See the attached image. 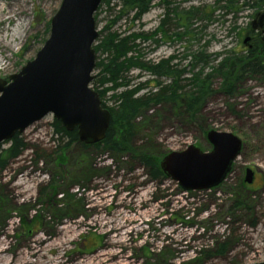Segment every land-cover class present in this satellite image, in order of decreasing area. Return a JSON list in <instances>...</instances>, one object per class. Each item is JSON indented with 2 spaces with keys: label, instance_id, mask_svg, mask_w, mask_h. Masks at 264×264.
I'll list each match as a JSON object with an SVG mask.
<instances>
[{
  "label": "rangeland",
  "instance_id": "374dc122",
  "mask_svg": "<svg viewBox=\"0 0 264 264\" xmlns=\"http://www.w3.org/2000/svg\"><path fill=\"white\" fill-rule=\"evenodd\" d=\"M3 1L10 5L20 4L21 0H0V3ZM171 1L179 9L199 6L213 10L214 21H197L192 25L196 28L205 24L198 46L208 41L207 54L224 47L235 51L245 48L243 40L255 18L254 10L221 16L222 11L213 9L216 0ZM60 3L61 0H24L25 9L0 24V78L6 79L18 72L35 57L48 37L50 19ZM165 6L161 0H154L150 10L132 23L126 15L115 21L118 5L101 4L96 29L98 32L106 29L104 33H123L127 29L154 31ZM232 25L236 30L229 34ZM155 38L158 44L152 40L141 45L146 59L152 62L172 53H183L189 45L186 39L177 43L169 39L162 41L161 34ZM192 45L197 47L195 43ZM96 73L93 70L92 74ZM146 78L147 75L137 78L136 70L128 74L133 82ZM213 87H218V80H214ZM106 101L108 105L113 103L108 98ZM139 118L144 129L137 142L156 152L182 151L190 144L209 151L211 147L204 134L208 129L235 134L244 148L223 184L184 190L170 178L153 180L128 157L116 162L110 154L94 147L85 149L73 144L66 163L57 165L48 157L53 153L55 136L53 117L47 115L21 134L26 149L0 172V241L8 250L3 256L15 261L17 250H25L27 243L39 234L56 241L53 246L40 245L38 264H61L57 263L61 260L65 264L68 260L72 264L92 261L96 264H254L264 261V75L248 77L231 99L213 93L193 125L173 115L166 104L148 110ZM246 168L255 171L251 183L244 181ZM240 181L251 191L249 211L231 208L232 196L228 189ZM23 182H29L24 186L26 192L18 194L20 185H14ZM143 192L144 200L140 201L138 195ZM46 199L49 200L46 202ZM137 204V209L144 214L124 224L138 225V231L128 232L121 242L109 244L118 229L104 222L118 221L120 212L135 215ZM67 221L71 223L72 233L65 237L56 235L57 229ZM224 241L227 242L225 251L207 255ZM59 257L62 259L55 260ZM124 258L127 263L123 262Z\"/></svg>",
  "mask_w": 264,
  "mask_h": 264
},
{
  "label": "trees",
  "instance_id": "16d2710c",
  "mask_svg": "<svg viewBox=\"0 0 264 264\" xmlns=\"http://www.w3.org/2000/svg\"><path fill=\"white\" fill-rule=\"evenodd\" d=\"M153 1L101 0L100 5L110 6L111 3L118 5L119 10L115 21L126 15L132 23H135L150 10ZM161 3L166 5L165 11L154 31L127 29L123 33L117 31L104 33L106 29H103L99 32L93 44L94 70H97V73L90 84L99 94L102 107L110 112L109 126L102 141L94 145H86L79 141L76 129L67 131L58 120L53 119L52 133L55 136V146L52 155L48 157L57 165L66 163L70 147L77 144L81 148L94 147L108 153L116 162L124 156L128 157L145 169L153 180L166 178L159 167V161L165 152H156L137 142L138 135L144 129L140 115L166 104L173 115L193 125L198 122L200 109L213 93H219L224 98L231 99L238 93L248 77L264 75V44L259 41V37H257L258 41L253 40L252 46L246 45L241 51L224 47L213 54H207L206 43L197 45L196 48H192L191 45L192 42L198 43L201 39L205 24L196 28L192 25L197 21L215 20L212 18L213 10L208 11L199 6L179 9L171 0H161ZM215 3L213 9L223 11L220 13L221 16L252 9L255 17L264 9V0H216ZM94 17L96 22L97 11ZM171 28L176 31L170 33ZM235 30L236 26L232 25L228 33ZM246 30L251 31L250 27ZM157 34L164 37L162 41L169 39L174 42L186 39L189 46L185 47L183 53H172L152 62L146 59L141 45L147 41L152 43V40L158 44L159 41L154 39ZM136 69L139 70L137 78H140L142 73H145L148 78L137 82L128 79V74ZM214 80H218L216 89L213 87ZM151 82H153L152 85H150ZM149 87L150 89L145 91ZM107 98L113 102L111 105H108ZM199 129L204 131L202 127ZM21 134L16 133L0 145V172L26 149L27 144ZM243 148L244 143L241 151ZM232 169L233 164L230 172ZM228 192L232 196V209L245 208L248 209L247 211L251 209L249 205L251 191L245 188L242 181L237 185H231ZM48 200L46 199V202ZM226 245V241L218 243L216 248L207 255H212L213 252L222 253L226 250Z\"/></svg>",
  "mask_w": 264,
  "mask_h": 264
},
{
  "label": "water",
  "instance_id": "95a60500",
  "mask_svg": "<svg viewBox=\"0 0 264 264\" xmlns=\"http://www.w3.org/2000/svg\"><path fill=\"white\" fill-rule=\"evenodd\" d=\"M100 2L61 0L50 19L48 37L35 57L18 72L0 78V145L47 115L67 131L76 129L79 141L86 145L104 139L110 112L102 107L90 84L95 68L93 44L99 34L94 14ZM257 27L264 41V9L251 22L252 29ZM248 39L246 36L243 43ZM205 137L209 151L190 144L182 151L166 153L159 161L166 178L184 190L219 185L241 152L242 141L231 132L208 129ZM245 173L244 181L251 183L253 170L246 168Z\"/></svg>",
  "mask_w": 264,
  "mask_h": 264
},
{
  "label": "bare ground",
  "instance_id": "6f19581e",
  "mask_svg": "<svg viewBox=\"0 0 264 264\" xmlns=\"http://www.w3.org/2000/svg\"><path fill=\"white\" fill-rule=\"evenodd\" d=\"M24 9H25L24 0H21L20 4H10V5H8V3L3 1V3H0V24H2L3 22L10 21L11 19H13L16 16V14L21 13V11H23ZM209 22H212V21H209ZM205 23H208V22H205ZM195 24H197V23L195 22ZM175 31L176 30L173 29V28L170 29V33H173ZM155 36H154V39H156ZM156 40H158V39H156ZM200 40L198 41V43L192 42L191 45L193 43H195V45H198ZM174 42L181 43L182 40L174 41ZM207 43H208V41L206 42V44ZM185 47H187V46H185ZM136 71H137V75H139V70L136 69ZM143 75H146V74L142 73L140 75V78ZM22 180H24V178H22ZM28 184H29V182H23V184L22 183H17L15 185L14 184L13 185L14 186L20 185L19 187H20L21 190L18 192V194H23L24 192H26V188L24 186L28 185ZM144 196H145V192L140 193L138 195V197L141 198L140 201L144 200ZM133 197H135V196L133 195ZM123 199H125V197H123ZM93 205H94V203H92V206ZM137 208H138V204L135 206V209L133 211V212H135V215H132V214H129V213H121L120 212L121 217H120V219L118 221H116L115 219H110L109 221L104 222V225L110 223V224L113 225V227H112L113 229H118V231H117L118 233L116 232L117 233L116 237H114L113 235H112L113 237H110V239L108 241L109 244H113L114 242L115 243L121 242L122 241L121 239L125 235H127L128 232H136V231H138V225L134 226V227H127L124 224L126 222H132L133 220H137V218L139 219L140 217H142V215L144 213L140 212L139 209H137ZM12 224L13 223H11V225ZM72 231H73V228L71 226V223H69L67 221L66 223H63V225L57 229L56 235H61V236L65 237L68 233H72ZM54 241H56V240H52V239L49 240L48 238H44L43 236H41L39 234L35 235L32 238V240H30V242L27 243V245L25 246V250H19V249L17 250L18 252H16V254H15L16 256H14V260L15 261L9 259L8 256H3L6 253H8L7 252L8 250H6V248L3 247V244H2L3 242L0 241V264H38V260H37L38 258L37 257H38V255L40 254V252L42 250L40 248V245H42V246L43 245L53 246L54 245ZM60 259H62V257L56 258L55 260H60ZM64 262H65L64 260H61V262L57 261V263H61V264H65ZM123 262L127 263V260L124 258ZM66 264H72L71 260H68ZM90 264H96V263L94 261H92Z\"/></svg>",
  "mask_w": 264,
  "mask_h": 264
},
{
  "label": "flooded vegetation",
  "instance_id": "af4514ba",
  "mask_svg": "<svg viewBox=\"0 0 264 264\" xmlns=\"http://www.w3.org/2000/svg\"><path fill=\"white\" fill-rule=\"evenodd\" d=\"M250 29H251V31L247 32V36L249 37V39H248V41H247V43L245 45H247V46L251 45L252 46V44L254 43L253 40L258 41L257 37H259V41L264 44V41H262V39H261V37H262L261 29L258 28V27L256 29H252V28H250ZM248 47H250V46H248ZM253 173H255L254 170H253Z\"/></svg>",
  "mask_w": 264,
  "mask_h": 264
}]
</instances>
